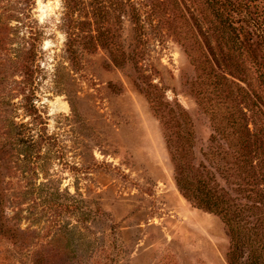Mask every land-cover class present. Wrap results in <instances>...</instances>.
I'll list each match as a JSON object with an SVG mask.
<instances>
[{"label":"rangeland","instance_id":"374dc122","mask_svg":"<svg viewBox=\"0 0 264 264\" xmlns=\"http://www.w3.org/2000/svg\"><path fill=\"white\" fill-rule=\"evenodd\" d=\"M244 9L228 26L206 0H0V264H230L174 155L238 212L245 264L264 244V0Z\"/></svg>","mask_w":264,"mask_h":264},{"label":"trees","instance_id":"16d2710c","mask_svg":"<svg viewBox=\"0 0 264 264\" xmlns=\"http://www.w3.org/2000/svg\"><path fill=\"white\" fill-rule=\"evenodd\" d=\"M213 14L218 18L223 17L225 23L228 17L241 14L251 0H206ZM227 24V23H226ZM232 25L231 21L227 24ZM226 25V26H227ZM231 36V34H229ZM147 96V95H146ZM149 98V96H147ZM176 162L175 182L183 196L191 201L193 206L203 208L209 212L217 214L226 225L230 240L231 248L229 251L230 264H238V253L243 246L240 241L245 234L243 227L239 224V214L227 199L214 194V191L199 179H193L189 176L181 156H172ZM260 240H264L260 238ZM247 244L250 246V256L245 264H264V244H253L247 238Z\"/></svg>","mask_w":264,"mask_h":264}]
</instances>
